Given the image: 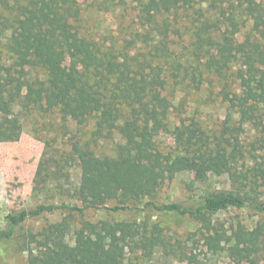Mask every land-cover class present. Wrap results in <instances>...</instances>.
I'll return each instance as SVG.
<instances>
[{
	"label": "trees",
	"instance_id": "obj_1",
	"mask_svg": "<svg viewBox=\"0 0 264 264\" xmlns=\"http://www.w3.org/2000/svg\"><path fill=\"white\" fill-rule=\"evenodd\" d=\"M139 2L149 21L157 13L190 11L188 53L197 60L205 58L207 68L217 75L234 67L232 73L241 83L237 91L224 93L228 111L222 127L209 135L181 121L172 131L174 148L162 151L155 136L167 130L172 102L163 93L165 77L156 60L161 47L142 58L103 48L75 26L80 12L77 0H27L13 7L16 13L11 19L4 17L8 1L0 0V23L10 29L6 49L15 65L0 62V142L19 137L18 120L6 116L16 101L25 107L57 108L62 117L77 124L92 118L95 136L117 128L124 139L115 155H98L87 142H73L72 153L80 167V180L72 192L75 201H45L8 212L0 225V250L26 252V264H124L127 250L149 254L165 244L156 223L136 217L83 220L72 227L69 218L90 208L133 214L159 211L193 217L206 247L218 250L225 242L236 264H254L260 251L257 228L250 230L237 222L228 232L212 215L228 208L264 212V202L245 189L249 174L237 166L245 157L239 139L245 126L264 131V0ZM163 23L166 32L168 23ZM68 53L73 55L69 64H62ZM38 67L45 78H28L27 68ZM192 170L202 175L227 174L238 187L209 191L190 202L158 199L165 180ZM47 178L43 153L33 191H41ZM57 210L67 215L20 233L26 220ZM181 252V260H197L193 251Z\"/></svg>",
	"mask_w": 264,
	"mask_h": 264
},
{
	"label": "rangeland",
	"instance_id": "obj_2",
	"mask_svg": "<svg viewBox=\"0 0 264 264\" xmlns=\"http://www.w3.org/2000/svg\"><path fill=\"white\" fill-rule=\"evenodd\" d=\"M10 8L4 17L9 19L16 13L17 3L27 0H7ZM80 12L74 21L81 35L101 45L139 58L150 57L157 51V63L162 67L165 77L163 93L172 102L167 130H160L155 136L156 146L167 152L174 148V127L183 121L185 124L200 127L212 135L222 127L227 115L225 92L239 89L241 80L232 70L217 75L207 68L206 59L197 60L190 55L189 12L179 10L174 14H158L152 21L146 20L139 0H77ZM168 29L163 31L164 23ZM249 27L243 30L245 33ZM10 29L0 23V62L13 66V58L6 49ZM72 54L68 53L62 64H69ZM181 64H178V62ZM28 78H45L41 68H27ZM8 118H16L20 125L19 137L12 141L0 142V225L4 216L21 207L32 206L40 202H74L73 191L80 180L78 160L72 153V143H88L98 155H115L119 145L124 143L117 128L103 136H95L94 120L90 118L84 124H77L70 117H62L57 108L45 109L44 106H22L14 103ZM236 114L233 118L236 119ZM245 157L237 166L249 174L245 186L248 193L264 202V131L245 126L239 136ZM44 153L49 172L48 182L41 191H33V178L39 159ZM253 168H257L255 171ZM238 183L229 179L227 174H198L196 171H182L172 179L165 180L158 193V199L164 201H184L198 199L200 195L220 189H237ZM114 204L113 202L110 203ZM66 212L54 211L26 220L20 233L32 229L38 230L49 222L58 221ZM146 219L150 225L161 228L165 244L156 247L149 254L140 249L126 251L124 264H236L222 242L218 250L203 244L198 232L199 223L189 215L172 212L146 211L136 214L126 210L122 213L110 210L86 209L82 215L73 214L69 220L72 227L79 226L83 220H131ZM212 219L230 227L237 222L247 229L257 228L260 251L254 256V264H264V212L249 208H228L212 215ZM71 235H68L70 238ZM193 251L196 261L181 260L182 252ZM26 252L13 254L0 250V264H26ZM242 264H249L244 261Z\"/></svg>",
	"mask_w": 264,
	"mask_h": 264
}]
</instances>
